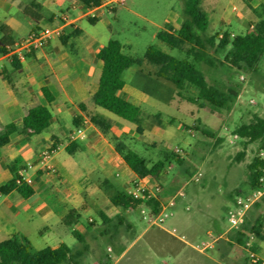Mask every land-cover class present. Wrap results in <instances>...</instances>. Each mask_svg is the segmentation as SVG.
<instances>
[{"label":"rangeland","instance_id":"1","mask_svg":"<svg viewBox=\"0 0 264 264\" xmlns=\"http://www.w3.org/2000/svg\"><path fill=\"white\" fill-rule=\"evenodd\" d=\"M176 2L183 9V0H127L116 12L99 14L94 30L121 41L126 45L124 52L134 58L142 59L149 46L186 58L185 52L173 50L154 37ZM81 24L85 28L92 26L86 19ZM249 25L232 27L229 31L234 33L233 37L246 32ZM217 31L214 27L210 29V32ZM215 56L216 67L198 63V68L210 84L237 94L229 109L210 104L199 106L188 100L196 94L191 86L183 90V98L174 84L156 77V81L149 80L153 71L149 66L136 74H126L127 94L136 96L140 88L144 98L150 92L161 102L155 106L143 102L144 133H135L126 138V142L150 165L162 158L164 152L174 154L183 162L178 164L172 160L166 165L161 174L162 185L146 179L149 184L161 187L159 212L152 214L145 206L125 212L119 209L126 222L117 231L105 225L99 216L103 208L115 218L111 210L116 207L105 202L106 198H99L95 203L84 197L80 205L82 222L74 226L85 235L88 244L80 264H102L109 254L111 264H245L248 260L247 251L231 245L228 240L227 214L237 191L250 186L247 184L248 167L254 157H264L260 141L249 142L234 133L256 115L264 117V54L255 72L231 66L225 61L224 52ZM156 113L162 114L161 125L155 124L153 115ZM110 137L115 139L112 134ZM115 172L121 173L122 169L117 168ZM163 211L168 216L160 220L158 216ZM58 238L73 250L81 248L71 229L65 226L55 228L52 233L39 234L33 230L27 242L34 250H40L54 246ZM124 245L128 249L123 255L118 254L117 250Z\"/></svg>","mask_w":264,"mask_h":264},{"label":"crops","instance_id":"2","mask_svg":"<svg viewBox=\"0 0 264 264\" xmlns=\"http://www.w3.org/2000/svg\"><path fill=\"white\" fill-rule=\"evenodd\" d=\"M33 3L40 8L37 9ZM263 3L264 0H201V6L209 16L208 34L221 30L234 35L229 29L242 28L248 23L250 29L239 34L253 31L259 20L253 9ZM118 8L105 9L98 15L114 13ZM26 9L40 18H33ZM181 12L176 2L166 13L154 37L157 38L160 31H170L171 27L178 31L183 21ZM63 15L71 19V25L67 26L71 34L65 39L54 38L44 48L29 53L24 60H11L0 52V63L8 65L0 73V131L9 123H20L32 107L46 106L52 113L51 123L43 132L32 135L15 133L9 143L0 147V187L13 178L10 165L16 162L14 166L18 174L24 171L25 175L33 178L31 186L34 189V195L29 199L23 198L16 190L0 196V241L14 238L27 242L33 230L39 234L52 233L55 228L65 226L62 219L71 208L80 211L84 197L95 203L99 198H106L105 202L112 204L103 188L105 181L129 192L140 180L116 152L114 140L110 137L111 134L115 138L123 134L135 135L136 126L112 117L93 101L102 71L97 54L111 39L94 30L98 16H87L86 8L77 0H0V47L4 38L14 42L32 30L60 25ZM90 18L96 22L92 23ZM83 19L92 25L91 28L81 24ZM152 23L156 24L155 21ZM2 27H6L7 33ZM212 27L218 31L210 32ZM123 46L125 48L126 45ZM146 67L148 65L145 64L131 67L126 74H136ZM149 80L156 81L155 76L150 75ZM127 87L128 82L120 94L142 108L143 102L154 106L161 103L154 93L149 92L144 98L140 88L136 96L129 95ZM43 89L48 90L52 101H48ZM92 115H103L112 120L113 126L108 134L91 121ZM75 117L83 126L75 124ZM79 128L83 133L77 135ZM70 146L71 154L68 152ZM46 149L53 150L49 161L51 169L39 164ZM29 165H34V169L28 168ZM117 168L122 172H115ZM100 209L112 217L110 212ZM119 209L116 207L111 212L116 216L121 213ZM61 243L65 242L58 238L52 247L56 248ZM256 244L261 264H264V239L256 238ZM245 264L249 262L246 260Z\"/></svg>","mask_w":264,"mask_h":264},{"label":"trees","instance_id":"3","mask_svg":"<svg viewBox=\"0 0 264 264\" xmlns=\"http://www.w3.org/2000/svg\"><path fill=\"white\" fill-rule=\"evenodd\" d=\"M77 1L83 4L85 8L96 7L100 4L99 0ZM33 5L37 9L40 8L37 3H33ZM26 12L35 19L40 18L38 14L30 10L26 9ZM253 13L259 20L255 23L254 30L249 33L238 34L233 37L228 31L222 35L219 33L208 34L209 16L202 8L201 0H183V21L179 30L173 31L171 27L170 31L164 30L157 34L158 40L167 44L169 48L185 52L187 57L183 59L155 46H149L142 59L134 58L124 52L121 41L111 38L97 54V58L102 63V71L98 89L93 96L94 104L134 123L137 133L142 135L146 113L142 107L122 96L120 91L127 85L126 71L131 67H141L145 64L153 70L152 73L149 72L151 75L174 84L179 96L185 98L182 92L187 86H191L196 89V94L194 98H188V100L197 103L199 106L210 104L215 108H231L232 101L237 94L233 91L226 92L210 84L205 73L198 68V63L216 67L218 59L215 54L224 52L225 61L231 66L255 72L264 54V3L253 9ZM90 21L95 23L96 19L90 18ZM2 30L7 33L6 27H2ZM70 34L71 31L60 38L65 39ZM12 43L4 38L0 52L2 54L7 53V47ZM13 63L18 66L16 61ZM43 92L48 101H52L53 97L48 90L43 89ZM153 116L155 124L161 125L162 114L156 113ZM51 120L52 113L48 107L41 105L32 107L20 123H9L0 131V147L9 143L11 136L15 133L32 135L43 132L49 127ZM91 121L104 134H108L113 126L112 120L103 115H92ZM74 122L78 127L83 126L78 117H75ZM234 133L237 137L247 139L249 142L260 141L261 150L264 151V117L256 115L253 121L238 127ZM126 138H129L127 134L115 138L114 147L139 179L150 178L162 185L161 174L166 165L172 160L178 164L183 162L174 154L164 152L162 158L150 165L143 155L128 145ZM68 152L72 153L71 146L70 149L68 147ZM15 163L10 165L13 178L0 187V196L16 190L23 198L29 199L34 195V189L24 182L17 184L16 180L19 178V174L14 166ZM262 167H264V157L257 155L248 167V185L252 187L258 185ZM103 188L112 205L119 207L123 212L143 205L149 208L152 214H157L161 208L160 198H135L109 181L103 183ZM123 212L112 218L100 210L99 216L105 225L117 231L126 222ZM62 222L71 229L72 234L81 244L80 249L73 250L66 243H61L56 248L47 246L40 250H34L30 243L11 238L0 241V264H80L81 258L88 250V244L85 235L75 229L74 226L82 222V214L78 209L71 208L63 217ZM126 225L129 228L130 225L128 223ZM251 235L264 239V198L254 204L241 226L230 232L227 237L231 245L244 248ZM125 247V245L120 246L117 253L121 254ZM247 262L249 261L247 260ZM102 264H111L108 256Z\"/></svg>","mask_w":264,"mask_h":264},{"label":"built area","instance_id":"4","mask_svg":"<svg viewBox=\"0 0 264 264\" xmlns=\"http://www.w3.org/2000/svg\"><path fill=\"white\" fill-rule=\"evenodd\" d=\"M100 4L96 7L86 8V15L91 18H96L98 13L108 8H114L121 5H125L127 0H99ZM71 25V19L67 15L61 17V24L54 27H45L41 29L32 30L26 37L14 41L7 47V53L4 55L11 60H24L27 55L33 51L39 50L47 46L54 38H60L62 35H66L69 32L67 26ZM6 63H0V73L7 69ZM83 133V129L77 130V135ZM53 150L46 149L42 152L39 164L41 167L52 168L49 164L52 157ZM28 168L34 169V165H29ZM147 179V178H146ZM17 184L22 182L31 185L33 178L25 175L24 171L19 173V178L16 180ZM161 190L159 184L151 185L145 179H140L137 186L130 190L128 193L135 198H159L158 193ZM264 198V167L260 170L258 179V185L256 187H246L237 191L235 198L233 199L232 209L228 211L227 221L229 223V232L237 230L244 222L249 210L255 203L261 201ZM141 207H144L141 205ZM164 210V208H163ZM162 216V217H161ZM168 213L163 211L158 218L163 220V217H167ZM254 235H251L247 240L244 249L247 251L248 260L250 264H261L260 257L256 251L257 244ZM112 257L111 254L108 256Z\"/></svg>","mask_w":264,"mask_h":264}]
</instances>
